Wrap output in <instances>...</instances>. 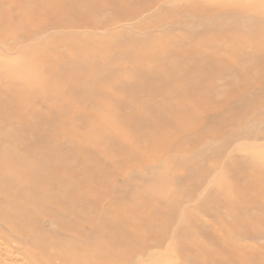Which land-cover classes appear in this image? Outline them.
I'll return each mask as SVG.
<instances>
[{
	"label": "rangeland",
	"instance_id": "obj_1",
	"mask_svg": "<svg viewBox=\"0 0 264 264\" xmlns=\"http://www.w3.org/2000/svg\"><path fill=\"white\" fill-rule=\"evenodd\" d=\"M5 1L0 0V151L9 157L16 152L27 166L61 161L78 183L85 169L102 171L104 180L95 178L97 192L90 199L109 204L106 221H119L133 244L150 248L137 264H230L214 242L229 235L232 221L244 233L237 240L248 247L244 252L264 256V226H251L264 218V197L235 196L254 177L264 182V0H122L132 6L118 24L107 10L99 18L105 23L76 29L51 24L58 0ZM151 46L160 49L150 53L155 66L143 61L151 60ZM137 51L141 64L130 59V52L138 58ZM55 61L89 62L103 71L101 82L114 81L107 74H124L110 88L95 90L93 98L84 99L88 87L66 91L72 107L86 116L74 113L65 120L59 112L70 113L68 102L40 94L46 95L40 86L53 77ZM176 61L182 69L169 72L176 75L174 88L161 90L154 79L150 89L156 66ZM117 84L125 86L119 91ZM155 109L169 112L166 123L160 117V128L169 130V149L159 152L147 145L156 133ZM94 112L106 118L103 132L115 128L130 138L123 148L135 142L129 157L123 159L89 127L99 122ZM162 142L156 137L152 145ZM78 154L83 158L76 160ZM237 204L244 207L234 216Z\"/></svg>",
	"mask_w": 264,
	"mask_h": 264
},
{
	"label": "bare ground",
	"instance_id": "obj_2",
	"mask_svg": "<svg viewBox=\"0 0 264 264\" xmlns=\"http://www.w3.org/2000/svg\"><path fill=\"white\" fill-rule=\"evenodd\" d=\"M15 1L17 0L13 2ZM19 1L18 3H20ZM55 5L57 7H51V24L56 25L57 28L73 26L75 29L77 26L86 28L89 25H96L98 21L101 22L99 18L107 10L111 11L109 19L115 20L116 24H118L122 16L125 15V11L127 14V10L132 6L122 0H58ZM5 7L6 5L3 8ZM6 9L4 10L6 11ZM129 14L132 15L134 12L130 10ZM24 21L26 20L24 19ZM101 23H105V21ZM92 41L98 42L94 38H92ZM142 45L144 46L145 44H140V46ZM112 47L115 49L120 48V46L117 47L114 44L110 46V48ZM152 49L153 51L151 52ZM159 50L151 46L150 50L146 52L147 54L149 53L151 58L150 53L154 56ZM165 50L164 54L169 53L167 48H161V51ZM137 52L140 53V51ZM130 53L132 54L130 59L137 60L141 64L142 59L140 56L143 54L140 53L138 58H136L134 53ZM51 59L54 58H48V60ZM46 60L47 58L43 62H46ZM143 61L151 62L153 66L156 65L153 58ZM64 63L66 62H53V77L48 78L47 81L43 80L40 86V88L46 90V95L45 93L42 94V92L40 94L45 99L53 94L61 104L68 102L67 104L71 108L70 113L67 110H62L61 105L59 107L55 105L56 108L61 109L59 112L60 119L64 118L65 120L71 119L73 116L69 115H74V113L86 116V112L82 113L74 108L75 103L69 101L71 97L68 99L65 94L66 91L70 94V92L80 90L81 87H88V91L84 89V99L93 98L95 90L101 91L109 86L111 87V84L116 79L122 80L124 74V72H116L117 77L115 76V78L113 74H107L105 75L106 78L114 81L101 82L100 74L103 71H97L89 62L70 66ZM106 64L108 63H104V65ZM46 65L50 67L49 62ZM66 67L72 69L63 73L64 69L60 68ZM118 67H120V63H118ZM173 69L180 72V69H182L180 62L176 61L172 64L167 62L162 68L157 65L155 70L158 72L150 76V81H148L149 88L151 89L152 87L151 81L157 79L161 90H172L174 88L172 81H175L176 75H172L169 72ZM66 74H69V78L66 77ZM167 76H169L168 79ZM184 81L187 83H183L185 86L189 85L186 82L187 80ZM115 86L120 91V88L125 86V84H117ZM181 89L178 90V93L184 91L183 88ZM149 91L154 93V95L156 94L153 90ZM23 92L25 95L26 92ZM17 93L19 94L20 90H17ZM34 97L33 95L30 98L33 99ZM172 101L173 94L168 92L167 105L172 106ZM104 105L107 106V102ZM154 111L156 114L154 132L156 133L147 138L148 148L150 147L156 152L168 150L169 130L165 131L167 128L161 129L160 124L169 118V112L160 109H155ZM175 114L178 117L176 112ZM94 115L99 122H92V126L89 127L94 128V132H97L98 129L101 137L106 140V144L114 149L116 147L117 152L123 159L129 157L128 154L134 149L135 142L130 141L129 146L123 148L122 143L129 141L130 138L127 140L126 134L124 133V136L122 130L115 128L109 130L104 128V133L101 127L105 123L106 118L98 116L95 112ZM56 119L58 118L56 117ZM252 134L254 135L255 133ZM112 135L120 139L121 142L116 144ZM156 137L162 138L163 144L158 143L160 145L156 146L155 144L156 147H154L152 143H154ZM74 158L79 160L83 157L78 154ZM24 159L25 157L18 155L16 152L9 157L6 154V150L0 151V264H134L140 255H147L150 248L145 246L139 248L136 244H133L134 236L126 234L123 226H118L119 221L114 219H112V222L106 221V217L109 214L107 211L111 209L109 204L103 202L102 199H90L94 195L93 193L97 192L96 179L104 180L102 171L90 169L89 172L91 173H89V169H85V173H83L86 177L82 183H78L73 174L64 171V166L60 164L62 163L61 161H58L60 163L57 164L55 161L50 163V160L46 164L42 163L41 167H36L24 165ZM257 177L260 178L259 176ZM258 178L250 179L252 183H247L248 186L246 188L244 186L237 190L238 192H236L235 196L240 199L245 197L248 200L253 199L250 197H254L261 201L264 197V182L256 180ZM243 207L244 204H237L236 209L233 208L234 211L231 210L232 215L237 216L239 209ZM232 223L234 224L231 226L233 229L228 231L229 235L227 237L221 235L215 239L214 243L219 248V254L229 255L230 264H264L262 253L244 252L248 247L237 242L241 235L244 236L243 231L239 228L240 223L238 224L236 221H232ZM258 225L264 226L263 217H257L251 226ZM158 238L159 236L157 235L156 239Z\"/></svg>",
	"mask_w": 264,
	"mask_h": 264
}]
</instances>
